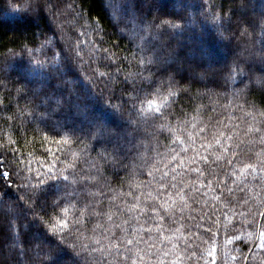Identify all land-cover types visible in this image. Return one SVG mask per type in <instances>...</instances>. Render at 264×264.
<instances>
[{
	"label": "trees",
	"instance_id": "obj_1",
	"mask_svg": "<svg viewBox=\"0 0 264 264\" xmlns=\"http://www.w3.org/2000/svg\"><path fill=\"white\" fill-rule=\"evenodd\" d=\"M11 2L0 0V151L7 146L3 170L21 175L18 180L13 174L7 182L11 187L0 182V264H34L49 248L54 250L50 264H264V90L251 82L264 79V0H34L33 10L13 8ZM210 2L219 5L218 15L232 17L221 29L226 40L211 20L203 22ZM161 14L185 16L191 23L179 36H161L164 47L158 40L152 51L146 29ZM22 46L34 54L20 55ZM171 49L201 66L208 61L221 70L232 66L235 80L226 82L224 70L207 84L177 83L176 96L159 82L137 81V92H124L125 83L131 84L125 76ZM106 55L113 56L111 67L102 66ZM37 60L44 64L38 66ZM234 60L247 76L239 74ZM177 67L169 60L160 72ZM97 69L112 75L100 79ZM186 74L181 70L177 79ZM110 93L120 96L112 103L134 100L135 108L129 103L123 112L113 109ZM112 151L120 153L129 171L106 163ZM217 155L222 158L215 160ZM49 168L69 179L42 187L34 197V215L26 206L28 184L20 181ZM133 182L140 187L130 188ZM66 183L69 191L77 190V199L56 209ZM149 192L159 202L175 200L173 216L147 219L137 208L140 219L129 220L133 214L125 209L136 197L141 207L157 202ZM93 205L112 213L113 220L93 216ZM124 220L129 223L116 227ZM64 221L67 229L60 228ZM41 243L44 252H39ZM29 245L28 254L20 255Z\"/></svg>",
	"mask_w": 264,
	"mask_h": 264
},
{
	"label": "snow or ice",
	"instance_id": "obj_2",
	"mask_svg": "<svg viewBox=\"0 0 264 264\" xmlns=\"http://www.w3.org/2000/svg\"><path fill=\"white\" fill-rule=\"evenodd\" d=\"M12 7L16 8V9H29V10H33L36 8V4L34 3V0H12ZM48 3H52V0H48ZM58 4H54L53 8L58 7ZM219 5L213 2L208 3L207 5V10L202 12V15L204 16V21L203 22H207L209 20L212 21L213 25L217 28L218 31V35L219 38L221 40H226L227 37L224 34V31H221V29L224 28V26L228 23L231 22L232 17L230 16H220L216 13V7H218ZM39 7L43 8L44 5L41 4ZM201 7L203 8L204 6L201 5ZM233 15H235V13H233ZM166 16L164 15H157L153 18V21L149 22L148 27L146 29V31L149 34V40L153 42L154 47L152 49V51H155V47L157 46V41L160 40V37L167 34V35H173V36H179L180 34H183L187 31H189V24L191 23L190 20H188L185 16L182 17H177V18H172V19H166ZM185 21V23L183 25H181L180 23H178V21ZM241 23H243V21H241ZM239 26V25H238ZM147 42V41H146ZM145 42V43H146ZM182 46V45H181ZM180 46V47H181ZM160 47H164L163 41L160 40ZM105 52L107 50H104ZM33 50H30L29 48H27V46H22L20 49V55H27V56H32ZM205 52H202L201 55H205ZM9 56H16L17 53L15 52H10L8 54ZM113 59L112 55H106L103 57V60L105 61V63L102 65L103 67H111V61ZM169 60H171L172 63L177 64L178 67L176 69H169L166 72H160V68L162 64H165L167 62H169ZM262 63H264V59H262L261 61ZM35 63L38 66H41L44 64L43 61H35ZM233 64L235 65V68L239 70V74L243 77V76H247L248 74L246 72H244V70L241 68L240 66V61L239 60H234ZM151 66V67H149ZM154 69V71H153ZM179 70H184L188 73L187 77H184L182 79H177V72ZM226 70L228 72V79L231 80H235V75H233V68L232 66H226L225 69L221 70V69H217L214 66L213 62L208 61L206 63L205 66H201L200 63L198 62H190L188 61L186 58H181L178 54L176 49H171L170 52L165 55L163 58L159 55L156 54L154 58H149L146 61V66L143 69L138 68L137 71L134 74H129L128 76H125V81H129L131 80V84L130 86L125 83V87H124V92H137L139 90L140 84L137 83V81H139L141 84L144 82H147L149 86H154L157 84V82H159L160 87H166V88H171L172 91L168 92L169 96H176L178 94L177 90H176V85L177 83H193L195 81H199V82H203L205 80H208L209 78H214L216 76H219L221 71ZM96 74H98L100 79H104L105 77H110L112 74L110 72H106V71H99V69L95 70ZM116 71L119 72L120 69L117 66ZM148 72L149 75L145 76L144 73ZM159 72V74H157ZM3 73V69L0 68V74ZM249 79H251V76H248ZM240 83H243V79L240 80ZM264 90V89H262ZM17 91H21V89H17ZM180 92H185L187 91V89H179ZM242 89L237 91L235 93V95L237 97H239L242 93ZM120 99V96H117L115 93H110L107 99V102L112 106L113 109L119 111V112H123L125 110H127V106L129 103L132 104V107L135 108V101L134 100H128V101H123L121 104H114L112 103L113 100H118ZM170 131L172 129H169ZM249 131H252L251 129H249ZM189 138H191V134H189ZM177 139H179V137H177ZM228 139H231V137H228ZM180 143L183 144L184 141L180 140ZM217 145H221V141L218 139L216 141ZM210 147V146H209ZM222 147V145H221ZM93 151H95V149H93ZM105 151L107 152L108 149H105ZM7 152V146H5V150L4 151H0V182L2 183H6L8 185V180L12 178L13 174L15 173V175L17 176L18 180L19 177L21 175L20 172L16 171L15 169L13 171H4V160L2 159V157H4L6 155ZM112 156V159L110 161H106V163H110L111 166L113 168H119V167H123L125 169V171H129L130 169V165H124L123 161L121 160V158L116 155L113 151L111 153H109ZM73 156H75V153H73ZM104 157L101 156V159H103ZM222 157L217 155L215 157V160H220ZM173 159H176V156H173ZM202 160L207 163L208 162V157H202ZM193 163H195V161H192ZM214 162V161H213ZM182 166V165H181ZM173 171H175V169H173ZM193 171L200 173L201 176L204 175L203 171H201L200 168H195L193 169ZM97 173L99 174V168H97ZM134 174L129 172V178L131 179V177ZM148 175L151 176L152 172L149 171ZM167 175V174H165ZM37 177H25L23 181H20L21 183H27L28 187L26 189V199H27V203L26 206H28L29 208H33L34 210V215L36 214L38 208L35 207V200L34 197L37 195V193L42 189V187L44 185H46L48 183V181H53V180H62V181H68L69 177L64 175L62 171L60 172H53L52 168L48 169V172L45 173L44 175H39L37 174ZM32 179L36 180V183L33 184L31 183ZM101 179L105 182L106 186H107V179L105 177H103L101 175ZM163 179V178H161ZM239 179V178H238ZM173 180H175V176H173ZM17 180H14L13 183H16ZM73 183H75V181H73ZM9 187H11L10 185H8ZM95 186V185H93ZM65 191H64V195L61 196L60 200L55 203V208H61L64 204L65 200H73V199H77V190L76 189H72L71 191H69L70 185L68 183L65 184ZM130 188H139L140 184L138 183H130L129 184ZM161 187H163V184L161 185ZM171 187L175 188L176 185L172 184ZM227 187V186H225ZM228 192H231L232 189L231 188H227ZM102 191L100 193H87L86 195H83L82 198L87 200L88 196H92V197H96L98 195H101ZM119 195H124L123 193H119ZM128 195H131V193H128ZM177 195L180 196V200L183 201L184 197L181 194V192H178ZM148 198H150L153 201H157L151 204H146L145 206L141 207V200L139 197L135 198V203H132L131 205H128L125 209V211L127 213H132L133 215H131L129 217V220H139L140 216L136 215V210L137 208H139L140 214L141 215H146L147 219H153V220H163L165 218L164 215H161V213H164L167 216H173L174 213V207L173 205L176 204V201L173 200L171 204L165 202H159V197H153L152 193L149 192L148 193ZM117 197L113 196L112 200H116ZM217 200L220 199V197H216ZM100 203H103V201H100ZM92 207V215L96 216V217H100L102 215H106L107 216V220L108 221H112L113 220V214L112 213H108V212H104L103 209L101 210H96V206L93 205ZM119 207V205L117 206ZM65 215H67L68 209H65ZM181 211H183V208H181ZM46 215V214H45ZM39 218L41 221L43 220V217H37ZM129 220H124L122 221V224L120 225H116V227H122L124 224H128ZM80 220L79 218L74 222L75 224H80ZM175 222V221H174ZM69 227V223L67 221H64L61 225L60 228L61 229H67ZM125 233L127 232V229H124ZM57 230L55 228L52 229V233L56 234ZM251 235V234H250ZM261 247H264V232H262L261 234ZM0 236H3V227L0 226ZM126 244L127 245H132L133 244V240L132 239H127L126 240ZM31 248V245L26 246L24 249H21L20 255H27L29 249ZM44 245L41 243L39 245V252H44ZM131 249H129L130 251ZM54 255V250L49 248L47 249L46 252H44V256L43 258H41L39 256V254L37 255L36 260L34 261V264H50V258L51 256ZM20 264H25V262L21 261Z\"/></svg>",
	"mask_w": 264,
	"mask_h": 264
},
{
	"label": "rangeland",
	"instance_id": "obj_3",
	"mask_svg": "<svg viewBox=\"0 0 264 264\" xmlns=\"http://www.w3.org/2000/svg\"><path fill=\"white\" fill-rule=\"evenodd\" d=\"M243 16H246V15H243ZM246 17H247V16H246ZM212 54H213V53H212ZM213 55H214V54H213ZM214 56H215V55H214ZM216 58H217L219 61L224 59V58H223L222 56H220V55H216ZM217 59H216V60H217ZM213 60H215V59L213 58ZM161 66H162V65H161ZM179 72H181V70H179L177 73H179ZM186 75L188 76V73H187ZM209 79H210V78H209ZM225 81L227 82V81H229V79L226 78ZM207 82H208V80L203 81V83H205V84H207ZM251 82H252V85L255 86V88H257L258 90H262V89H264V79H263V81H261V82H257V80L252 79ZM39 121L42 123V122H43V117H39ZM59 127H60V126H59ZM88 136H89V135L86 134V133H81V137H83V138H89ZM115 154L118 155V156L121 158V155H120L119 152H116ZM123 154H124V153H123ZM99 155H102V156H103V153L100 151V152H99ZM9 246L11 247V243L8 244V248L10 249ZM9 249H8V250H9Z\"/></svg>",
	"mask_w": 264,
	"mask_h": 264
}]
</instances>
